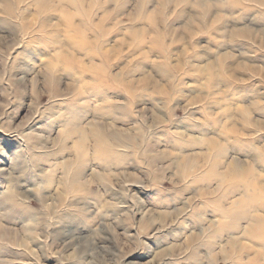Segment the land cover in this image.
Instances as JSON below:
<instances>
[{"label":"rangeland","instance_id":"1","mask_svg":"<svg viewBox=\"0 0 264 264\" xmlns=\"http://www.w3.org/2000/svg\"><path fill=\"white\" fill-rule=\"evenodd\" d=\"M0 264H264V0H0Z\"/></svg>","mask_w":264,"mask_h":264},{"label":"bare ground","instance_id":"2","mask_svg":"<svg viewBox=\"0 0 264 264\" xmlns=\"http://www.w3.org/2000/svg\"><path fill=\"white\" fill-rule=\"evenodd\" d=\"M249 39V38H248ZM254 41V40H253ZM234 65V64H233ZM99 132V131H98ZM99 135H100V133H99ZM101 136V135H100ZM108 140H110V139H108Z\"/></svg>","mask_w":264,"mask_h":264}]
</instances>
